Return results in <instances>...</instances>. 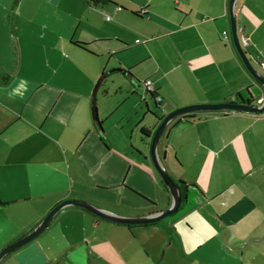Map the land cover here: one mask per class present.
Returning <instances> with one entry per match:
<instances>
[{"label":"crops","instance_id":"0c3cea01","mask_svg":"<svg viewBox=\"0 0 264 264\" xmlns=\"http://www.w3.org/2000/svg\"><path fill=\"white\" fill-rule=\"evenodd\" d=\"M11 2L0 0V210H30L15 235L29 232L65 199L118 204L128 214L100 207L123 215L169 207L165 184L158 203L146 192L158 183L150 154L157 116L193 104L264 101V85L236 46L231 0ZM234 13L239 42L242 33L249 35L247 55L264 74V0H236ZM115 67L130 73L103 81L97 95L101 123L116 107H129L105 134L93 119L92 93L99 76ZM147 78L160 103L146 92ZM158 155L188 188L176 213L130 227L69 205L78 229L66 213L55 220L59 211L36 238L57 257L87 237L90 226L104 223L103 229L122 233L114 243L126 264H264V112L180 115L161 137ZM116 189L117 198L100 191ZM56 231L69 241L58 252ZM134 237L140 243H131ZM96 239L87 237L93 251L102 243Z\"/></svg>","mask_w":264,"mask_h":264},{"label":"rangeland","instance_id":"374dc122","mask_svg":"<svg viewBox=\"0 0 264 264\" xmlns=\"http://www.w3.org/2000/svg\"><path fill=\"white\" fill-rule=\"evenodd\" d=\"M16 3H17V0H12L11 5H15ZM121 75H123L122 72L113 71L110 75L107 76V81H108L107 83H110L112 81V78L121 76ZM101 90H100V93H101ZM128 107H129L128 103H123L119 107H116V109L114 110L113 117L111 116L109 119H106V121L102 123L104 130H105V134H106L107 124H109V122L114 121L115 119L121 118ZM143 107L145 108L144 104H143ZM154 108L158 112V114H161V111H159L156 107ZM128 118L129 117H127V119L125 118V122L127 123V125L130 126L132 123L131 121L130 122L128 121ZM133 150H135V147L133 148ZM155 177H156L155 179L157 180L156 182L158 183L151 182L146 192L150 196H152V198L149 197L150 199L158 203L159 196L162 193V187L164 185V181H163L161 174L157 170L155 173ZM150 181L152 180L150 179ZM125 186L133 192L131 193V195H133L135 199L141 200V198L137 196L138 195V192H136L137 189H135L134 187H131L130 185H128V183H125ZM100 191L104 194L111 195L115 198H117L118 196V189L100 190ZM121 201L126 202L125 195L123 196ZM94 204L98 206H102V207L107 206L109 208H114L116 206L115 210H117V212L126 213V211L124 210H127L124 207L119 206L118 204L113 205L112 207V204L110 202H107V203L94 202ZM70 207H74V206H65L63 209H61L60 210L62 211L61 214L57 216L55 220L56 219L59 220L60 217L66 213L65 220L70 224L71 228H73L74 230H77L78 229L77 223H76L77 217L73 213L69 212L70 209H73ZM127 212H130V211H127ZM86 213L91 214L88 211ZM29 214H30V210L23 211V210H18V209H12V207L10 208L7 207L3 210H0V251L8 244L17 240L18 237L22 235V234L20 235H15V234L19 232L21 227L24 228V226L26 225L24 223L28 221ZM103 224L104 223H102L99 227H96V228H93L90 226L87 237L90 239H93L94 237H96L97 239L101 238L102 243L101 245H96L98 247H96L97 249L95 250H98L101 254H108L107 255L108 258L109 256L113 257L117 264H126V261L123 259L124 256H120L118 252L119 250H121L120 245L114 243L115 241H120V238L122 237V233L119 234V233L110 231V229H106V228L103 229L102 228ZM127 231H128L127 233L129 237L132 238L133 234H131L128 228H127ZM54 233H57L59 235V232L57 231ZM36 237L31 239L27 243L23 244L22 246L18 247L17 249L11 251L7 255H5L0 260V264H109L107 263V261H104L99 254L95 253L94 252L95 250L94 251L92 250V246H93L92 244L94 241L91 242L90 245H88L87 237L83 236L84 239L80 241V243L79 242L75 243L71 247L69 244L66 254L63 253L62 255H59L60 257L59 256L54 257L53 254L49 252L48 248L43 247L41 242H39V240ZM55 239L58 241L57 243H53L56 252H58L63 246H65V244L69 243L68 240H63V237L61 235H59L58 237H55ZM135 242L140 243V239L134 237L131 240V243H135ZM166 242L164 241L162 242L163 246L165 245ZM152 252H153V255H155V251H152ZM145 256H147L146 253H145ZM161 263H163V261H161Z\"/></svg>","mask_w":264,"mask_h":264},{"label":"water","instance_id":"95a60500","mask_svg":"<svg viewBox=\"0 0 264 264\" xmlns=\"http://www.w3.org/2000/svg\"><path fill=\"white\" fill-rule=\"evenodd\" d=\"M236 0H231V20H232V30L234 39L236 42L237 49L239 54L241 55L246 67L248 70L253 74V76L264 85V74L255 67L252 63L250 58L247 55L246 50L242 47L239 42L238 35H237V23H236V16L234 13V5ZM113 71H120L123 74L130 73L126 69L122 67H115L108 69L107 71L103 72L94 86L93 93H92V115L93 119L100 131V133H104V128L102 126L101 120L99 118L98 113V91L103 83V81L107 78L109 74ZM240 110V111H251L254 113H262L264 112V101L259 104H251V103H239V102H222V103H206V104H193V105H186L183 107H179L173 111H170L166 115L163 114L162 116H157L160 120L159 125L157 126L154 134L151 136L150 141V154L153 164L157 171L161 174L164 184L171 193L172 202L171 205L165 209L157 210L154 212H150L144 215H123L119 214L105 208H102L91 201L85 199H65L55 205L46 215L45 217L36 225L34 226L29 232L19 237L14 242L8 244L0 251V260L10 253L11 251L17 249L18 247L22 246L23 244L27 243L31 239L35 238L43 229H45L54 216L65 206L74 205L84 208L102 218L111 220L116 223L121 224H144V223H151L157 222L169 215L176 213L181 204H182V192L178 182H176L167 169L162 164L161 159L158 155V145L160 142L161 137L163 136L165 130L167 129L169 123L176 117L183 115L188 112L200 111V110ZM150 137V136H149ZM148 174V173H147ZM151 176V175H150Z\"/></svg>","mask_w":264,"mask_h":264},{"label":"built area","instance_id":"2783aa9c","mask_svg":"<svg viewBox=\"0 0 264 264\" xmlns=\"http://www.w3.org/2000/svg\"><path fill=\"white\" fill-rule=\"evenodd\" d=\"M146 11V10H144ZM242 31V29H240ZM238 31V28H237ZM225 38L229 37V34L227 31L223 32ZM137 41H139V39H137ZM250 43V37L249 35L242 33L240 35V44L242 45L243 48H246ZM259 65L261 67L264 68V61L260 60L259 61ZM143 84L145 86V90L148 94L152 95L154 97V99L156 100V102L160 103L162 101V96L158 93L156 85L154 83V81L150 78H147L143 81ZM145 99L147 98L146 96H144Z\"/></svg>","mask_w":264,"mask_h":264},{"label":"trees","instance_id":"16d2710c","mask_svg":"<svg viewBox=\"0 0 264 264\" xmlns=\"http://www.w3.org/2000/svg\"><path fill=\"white\" fill-rule=\"evenodd\" d=\"M90 1L93 2L96 5L104 4V3L108 2V0H90ZM17 2H18V0H17ZM80 46H86V44L85 43H80ZM246 52H247V50H246ZM142 133L144 134V136H149L150 131L147 130V129H143L142 130ZM178 183H179L180 188H181V192H182V203H183L187 199L188 188H187L186 184L183 181H179ZM82 209L83 210H86L84 208H82ZM86 211H88V210H86ZM88 212H90V211H88ZM90 213H92V212H90ZM92 214L95 215L96 217L100 218V219H104V218H102V217H100V216H98V215H96L94 213H92ZM151 223H153V222H151ZM144 224H148V223H144ZM127 225L130 226V227H132V226L143 225V224H127Z\"/></svg>","mask_w":264,"mask_h":264},{"label":"flooded vegetation","instance_id":"af4514ba","mask_svg":"<svg viewBox=\"0 0 264 264\" xmlns=\"http://www.w3.org/2000/svg\"><path fill=\"white\" fill-rule=\"evenodd\" d=\"M162 114V113H161Z\"/></svg>","mask_w":264,"mask_h":264}]
</instances>
